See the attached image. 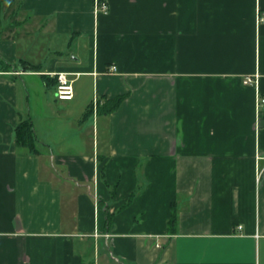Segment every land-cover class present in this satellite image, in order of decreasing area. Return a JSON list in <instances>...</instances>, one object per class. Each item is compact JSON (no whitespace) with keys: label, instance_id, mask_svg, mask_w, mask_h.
I'll return each mask as SVG.
<instances>
[{"label":"crops","instance_id":"0c3cea01","mask_svg":"<svg viewBox=\"0 0 264 264\" xmlns=\"http://www.w3.org/2000/svg\"><path fill=\"white\" fill-rule=\"evenodd\" d=\"M18 1L0 4V264H264V0Z\"/></svg>","mask_w":264,"mask_h":264},{"label":"trees","instance_id":"16d2710c","mask_svg":"<svg viewBox=\"0 0 264 264\" xmlns=\"http://www.w3.org/2000/svg\"><path fill=\"white\" fill-rule=\"evenodd\" d=\"M16 1L12 0L10 3L11 5H15ZM20 1H18L19 5ZM0 4L5 6L7 4V8L11 9V5L9 4V0H0ZM17 5V6H18ZM57 81L55 79V85ZM123 100V97H118L113 100H106L101 106H98V112L103 114H108L114 111L119 107ZM93 112V108L90 106L85 114L84 118H87L89 114ZM17 143L26 147L30 152L38 154L39 150L36 143V137L33 129V125L29 120H20L19 124L17 125ZM178 216L177 212L173 210L171 220H170V228L172 232H175L177 226Z\"/></svg>","mask_w":264,"mask_h":264},{"label":"built area","instance_id":"2783aa9c","mask_svg":"<svg viewBox=\"0 0 264 264\" xmlns=\"http://www.w3.org/2000/svg\"><path fill=\"white\" fill-rule=\"evenodd\" d=\"M97 11L107 12L108 11V4L105 2H97L96 5ZM264 21L263 18H261ZM112 72L116 71V67L111 68ZM57 84L55 90V96L57 100L61 101H70L74 98L75 89H74V80L70 77L69 74L66 73H59L55 76ZM255 80L252 78H246L244 83L245 84H255ZM259 106H264V98L259 97ZM241 227H239L240 229Z\"/></svg>","mask_w":264,"mask_h":264},{"label":"rangeland","instance_id":"374dc122","mask_svg":"<svg viewBox=\"0 0 264 264\" xmlns=\"http://www.w3.org/2000/svg\"><path fill=\"white\" fill-rule=\"evenodd\" d=\"M16 5H18V1H16ZM16 5H14V6H13L14 8L11 9L12 13H14V9L16 8ZM6 7H7V4L5 5V8H6ZM8 12H9V11H8ZM8 12H7V13H8Z\"/></svg>","mask_w":264,"mask_h":264}]
</instances>
